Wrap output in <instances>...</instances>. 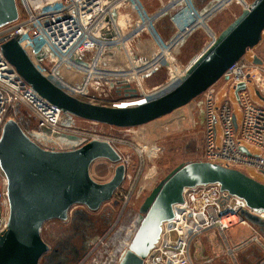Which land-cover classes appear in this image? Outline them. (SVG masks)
<instances>
[{"label": "built area", "instance_id": "obj_1", "mask_svg": "<svg viewBox=\"0 0 264 264\" xmlns=\"http://www.w3.org/2000/svg\"><path fill=\"white\" fill-rule=\"evenodd\" d=\"M230 1L239 2L243 10L251 7L244 0H223L202 13L193 0H173L156 13L148 14L139 0H16L17 20L0 29V136L8 120L22 123L18 114L22 105L36 116L37 126L30 137L43 148L69 151L81 147L83 140L78 137L74 145L60 143L56 135L66 134L72 128V116L40 96L19 75L3 53L5 39L15 37L41 74L79 100L88 102L92 81L103 79L123 86L135 82L141 90V102L135 104L139 105L158 99L180 85L189 66L185 69L177 66L176 49L197 30H207L211 17ZM125 4L137 13L136 22L128 15L118 14ZM178 5L181 8L170 18L174 33L167 38L158 23ZM143 32L149 35L156 48L149 58L140 57L133 48V40ZM215 39L213 36V41ZM117 53H122L123 63L112 62ZM41 54L44 58L38 61ZM44 61L52 64L51 67L47 68ZM159 69L169 73V81L148 94L142 78ZM250 81L264 99V64H254L244 57L203 96L205 162L236 169L252 177L248 171L264 175V100L262 105L254 101ZM242 84L245 88L237 91ZM225 88L235 90L241 121L229 99L230 92L219 105L216 90ZM218 128L222 132L220 145ZM252 147L259 154H254ZM145 149L143 147V151ZM122 161L127 171V162ZM243 211L264 220V213L249 208L244 199L222 190L219 184L185 189L183 202L174 205L173 219L163 224L160 240L144 259V264H196L190 250L193 241L211 230L225 231L235 225L252 226V241L264 244V225L251 224L242 216ZM10 214L8 179L0 165V237L8 229ZM231 218H237L238 222L233 223ZM98 241L96 236L91 243Z\"/></svg>", "mask_w": 264, "mask_h": 264}, {"label": "water", "instance_id": "obj_2", "mask_svg": "<svg viewBox=\"0 0 264 264\" xmlns=\"http://www.w3.org/2000/svg\"><path fill=\"white\" fill-rule=\"evenodd\" d=\"M18 18L16 0H0V29ZM264 34V0H254L189 66L181 83L168 94L134 106H104L79 100L53 84L34 66L15 37L3 42V53L19 75L44 99L65 114L117 128H134L180 109L214 86L225 72L257 47ZM44 54L37 57L42 61ZM121 62L118 57L113 63ZM253 63L262 65L257 56ZM242 84L238 90L244 89ZM123 89L131 97L137 89ZM256 94L264 100L259 92ZM56 137L78 141L67 134ZM246 152V149L243 148ZM117 165L107 183L93 179L98 160ZM0 165L8 179L11 206L7 231L0 237V264H41L52 252L41 231L47 222H68L76 206L97 212L111 201L126 178L122 156L112 143L92 140L74 150L53 151L36 143L16 120H8L0 137ZM219 184L222 190L242 198L249 208L264 213V184L242 171L210 162L181 164L163 179L140 207V226L119 264H144L159 242L163 224L174 217V205L183 202L187 188ZM251 224L264 220L243 211ZM55 251L52 252L51 256Z\"/></svg>", "mask_w": 264, "mask_h": 264}, {"label": "rangeland", "instance_id": "obj_3", "mask_svg": "<svg viewBox=\"0 0 264 264\" xmlns=\"http://www.w3.org/2000/svg\"><path fill=\"white\" fill-rule=\"evenodd\" d=\"M239 8V5L230 7L215 18L213 23L208 21L207 30L201 29L191 35L180 46V49H177L175 56L177 66L184 69L190 66L213 42L211 35L214 33L213 30L216 29L219 32L231 24L237 18L240 12ZM263 51L264 34L261 43L254 49L248 50L245 58L253 62V57L260 55ZM116 57L121 60L120 57L123 55L120 57L116 55ZM44 64L47 68L52 65L47 61H44ZM66 75L72 76V74ZM169 76V73L163 69L144 76L141 82L145 92L149 94L165 86L169 81ZM129 85L132 89H137L136 97L127 95L123 85L114 81L95 79L89 90V101L104 106H134L141 102L139 100L141 90L135 82ZM250 85L254 101L262 105L263 100L256 94L253 81H250ZM216 91L219 105L225 100V94L230 92L229 99H231L235 113L241 121L242 115L237 104L235 90L225 88ZM18 112L22 127L31 136L37 126L35 114L28 107L22 105L18 108ZM71 119L72 128H69L66 134L83 139L81 142L79 141L80 145L82 144L81 147L94 138L111 142L127 162L126 178L114 198L103 204L97 212L95 221L100 217L104 220L101 219L94 225H89L83 216L70 223L53 220L44 225L41 234L43 239L54 247L59 238L71 237L75 232L85 234L88 251L80 264H119L121 255L129 248L140 226V207L153 189L181 164L205 162L204 96L201 95L169 115L134 128H117L74 116ZM221 133V129L218 128L219 145ZM73 142L63 140L60 143L74 145ZM46 146H48L47 143ZM143 147H146L144 151ZM252 152L259 154L253 147ZM116 167L117 165L101 159L93 164L91 175L97 182L107 183L113 178ZM248 173L255 180L264 184V175L255 171H248ZM116 199L119 200V205L115 206ZM76 208L87 213L86 207L76 206L72 209L71 219L74 217L73 213ZM229 229L225 231L217 229L219 232L211 230L212 234L210 238H207V250L202 251V244L198 240L195 241L192 255L196 264H237L232 251L225 244ZM96 236L99 237V241L92 244L91 242ZM215 249L218 250L216 254H214Z\"/></svg>", "mask_w": 264, "mask_h": 264}, {"label": "crops", "instance_id": "obj_4", "mask_svg": "<svg viewBox=\"0 0 264 264\" xmlns=\"http://www.w3.org/2000/svg\"><path fill=\"white\" fill-rule=\"evenodd\" d=\"M173 0H139L142 7L145 9L146 13L148 14H154L163 7L169 5ZM196 8L204 13L206 11L211 10L212 8L216 7L218 4H220L223 0H193ZM254 0H244L246 4H252ZM239 5L240 12L237 15V17L243 12L242 5L237 1H230L227 2L224 6H222L219 11L211 17L209 22L213 23L214 19L223 14L226 10L230 9V7ZM181 8V5L176 6L170 12L159 21L158 27L161 31V33L169 38L174 33V28L171 24V16L174 15L179 9ZM118 14L122 16H130V18L133 20V22H136L138 20L137 13L132 9V7L129 4H125L121 10H119ZM230 25V24H229ZM228 25V26H229ZM227 26V27H228ZM209 27V25H208ZM226 27V28H227ZM226 28H223L221 31H217L214 29V33L212 37H218ZM201 29L197 30L196 32L200 31ZM194 32L193 34H195ZM207 32V31H206ZM217 33V34H216ZM191 34V35H193ZM190 35V36H191ZM188 36L184 41L179 45L177 49H180V46L185 43V41L190 37ZM133 48L137 52V54L142 58H149L150 56L154 55L156 52L155 45L149 35L145 32H143L138 38L133 40ZM207 45V44H206ZM204 46V48L206 47ZM177 49L175 51V55L177 54ZM122 53H117V55L120 57ZM264 51L260 55H256L258 58H260L262 61ZM116 58V57H115ZM120 61H124L123 57ZM114 60V59H113ZM112 60V62H113ZM264 64V61H263ZM184 69V68H182ZM36 127V126H35ZM36 129V128H35ZM34 132V131H33ZM32 132V133H33ZM63 138H60L61 141L65 140ZM60 141V142H61ZM212 231H218L217 229H214ZM209 231L202 236L196 238L192 245H191V256L193 258V251L192 247L196 244V240L199 241L200 244H202V251L207 250V238H210L211 232ZM219 232V231H218ZM253 231L252 226H245V225H235L231 227L227 233V241L225 242L226 247L233 251V257L236 259L237 264H264V244H260L257 242L252 241ZM218 253V250H214V254ZM195 262V261H194Z\"/></svg>", "mask_w": 264, "mask_h": 264}, {"label": "flooded vegetation", "instance_id": "obj_5", "mask_svg": "<svg viewBox=\"0 0 264 264\" xmlns=\"http://www.w3.org/2000/svg\"><path fill=\"white\" fill-rule=\"evenodd\" d=\"M115 206L119 205V200H115ZM83 207V206H80ZM87 213H83V210L76 208L74 211L73 219H69L68 222H75V220L80 219L81 216L86 218V222L89 225H94L99 220H104V218H98L99 220L95 221L97 217V212H91L87 208ZM71 215V214H70ZM85 234L75 232V234L71 237H62L59 238L58 243L56 246H51V243L48 245L51 247L52 252L54 254L51 256L52 252L48 253V258H43L41 260V264H80V262L84 259L88 251V244L86 240ZM51 237L53 235L51 234ZM46 242V241H45ZM47 243V242H46ZM44 262V263H43Z\"/></svg>", "mask_w": 264, "mask_h": 264}, {"label": "bare ground", "instance_id": "obj_6", "mask_svg": "<svg viewBox=\"0 0 264 264\" xmlns=\"http://www.w3.org/2000/svg\"><path fill=\"white\" fill-rule=\"evenodd\" d=\"M231 221L233 222V223H237L238 222V219L237 218H231ZM227 222V221H226Z\"/></svg>", "mask_w": 264, "mask_h": 264}]
</instances>
